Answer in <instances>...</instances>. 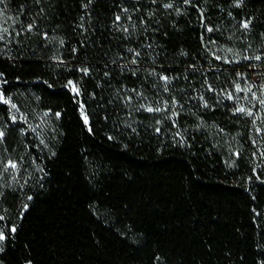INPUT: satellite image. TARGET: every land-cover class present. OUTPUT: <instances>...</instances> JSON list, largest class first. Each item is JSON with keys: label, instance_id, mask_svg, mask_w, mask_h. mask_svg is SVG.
Listing matches in <instances>:
<instances>
[{"label": "trees", "instance_id": "obj_1", "mask_svg": "<svg viewBox=\"0 0 264 264\" xmlns=\"http://www.w3.org/2000/svg\"><path fill=\"white\" fill-rule=\"evenodd\" d=\"M0 96V264H264V0H0Z\"/></svg>", "mask_w": 264, "mask_h": 264}, {"label": "snow or ice", "instance_id": "obj_2", "mask_svg": "<svg viewBox=\"0 0 264 264\" xmlns=\"http://www.w3.org/2000/svg\"><path fill=\"white\" fill-rule=\"evenodd\" d=\"M153 2H155V0H153ZM187 2H188V0H185V3H187ZM236 2H237V6H239V4H240V0H236ZM171 6H172L171 4L165 5L166 8L171 7ZM85 7H87V5H85ZM125 11H127V10H125ZM116 19L119 20L120 17L117 16ZM249 23H250V22H247V21H246V22L242 23L241 27L247 29V28L249 27ZM29 27H31V25H29ZM209 31H211V29H209ZM137 55H138V53H137ZM256 59L258 60V59H260V57L258 56V57H256ZM134 62H135V61H133V63H134ZM83 71L87 72L86 69L83 70ZM162 79L167 80L168 78H167V77H162ZM68 84H69V86L72 87V90L78 94L79 89L76 88V87L73 85L72 81H69ZM0 99H3V97L0 96ZM261 103H264V101H261ZM13 107H15V105H13ZM147 110H148V111H153L152 108H148ZM156 110L158 111L159 109H156ZM237 111H241V112H243L244 109H243V108H241V109H237ZM81 114H82V116H83V118H84V123H85V124H88V117H87L86 115H84L83 111L81 112ZM56 115L59 116L60 114L57 113ZM13 119H15V117H13ZM89 131H91V129H89ZM0 137H3V132H0ZM10 167H12V168H16V164L10 162ZM29 199H30V198H29ZM24 207H25V209H26V208H27V205H24ZM13 231H15V229H13ZM4 238H5V237H4L2 234H0V241H2Z\"/></svg>", "mask_w": 264, "mask_h": 264}]
</instances>
